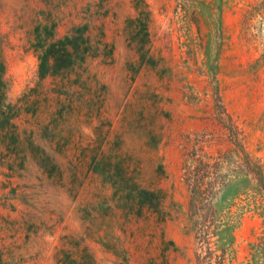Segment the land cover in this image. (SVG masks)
Wrapping results in <instances>:
<instances>
[{"label":"rangeland","instance_id":"1","mask_svg":"<svg viewBox=\"0 0 264 264\" xmlns=\"http://www.w3.org/2000/svg\"><path fill=\"white\" fill-rule=\"evenodd\" d=\"M259 2L0 0V264H264ZM83 26L84 62L40 80L41 41Z\"/></svg>","mask_w":264,"mask_h":264},{"label":"trees","instance_id":"2","mask_svg":"<svg viewBox=\"0 0 264 264\" xmlns=\"http://www.w3.org/2000/svg\"><path fill=\"white\" fill-rule=\"evenodd\" d=\"M264 15V0H260L258 4L250 7L248 15ZM87 28L76 27L73 28L64 37L52 40L51 42L41 41L39 46L40 53L38 55V77L40 80L44 79L48 75H57L71 69L75 64L82 63L86 59L89 51V39L86 36ZM45 38H52V32L45 33ZM3 68L0 66V86L2 85ZM1 101V99H0ZM246 167L243 169V177L254 180L255 184L252 190L260 195V204L257 207L258 215L261 218V237L258 239V243L252 246V250L256 253H262L264 255V163L261 159H251L246 156ZM196 186L192 193L194 199L199 198L201 192L198 181L195 182ZM155 192L136 189L134 191L123 192L122 200L126 207H137V214H140L143 207H153L151 198L154 197ZM193 200V199H192ZM133 210V209H130ZM232 227H229L228 222L226 227L220 231L221 236H231ZM226 251L223 250L221 254V262L223 264Z\"/></svg>","mask_w":264,"mask_h":264}]
</instances>
